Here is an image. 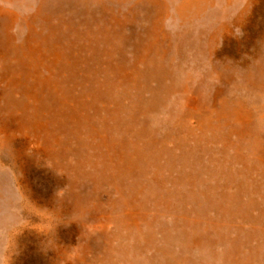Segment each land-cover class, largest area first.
<instances>
[{
    "label": "rangeland",
    "instance_id": "rangeland-1",
    "mask_svg": "<svg viewBox=\"0 0 264 264\" xmlns=\"http://www.w3.org/2000/svg\"><path fill=\"white\" fill-rule=\"evenodd\" d=\"M0 264H264V0H0Z\"/></svg>",
    "mask_w": 264,
    "mask_h": 264
}]
</instances>
